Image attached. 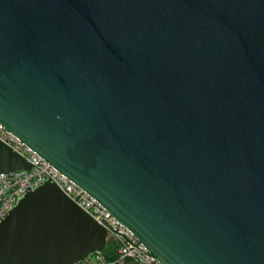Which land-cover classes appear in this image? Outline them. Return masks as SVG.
Segmentation results:
<instances>
[{
  "label": "water",
  "instance_id": "1",
  "mask_svg": "<svg viewBox=\"0 0 264 264\" xmlns=\"http://www.w3.org/2000/svg\"><path fill=\"white\" fill-rule=\"evenodd\" d=\"M0 123L161 262L264 264V0H0ZM106 244L51 179L0 222V264Z\"/></svg>",
  "mask_w": 264,
  "mask_h": 264
},
{
  "label": "built area",
  "instance_id": "2",
  "mask_svg": "<svg viewBox=\"0 0 264 264\" xmlns=\"http://www.w3.org/2000/svg\"><path fill=\"white\" fill-rule=\"evenodd\" d=\"M0 140L31 162L29 170L0 173V222L25 196L48 179L84 209L107 231L108 249L92 253L74 264H125L127 260L138 264H165L152 256L146 245L120 223L94 196L59 172L44 158L29 148L0 123Z\"/></svg>",
  "mask_w": 264,
  "mask_h": 264
},
{
  "label": "trees",
  "instance_id": "3",
  "mask_svg": "<svg viewBox=\"0 0 264 264\" xmlns=\"http://www.w3.org/2000/svg\"><path fill=\"white\" fill-rule=\"evenodd\" d=\"M111 244V242H108V245H107V247H106V249L105 250H107L108 249V247H109V245ZM132 260H127L126 261V263L125 264H130V262H131Z\"/></svg>",
  "mask_w": 264,
  "mask_h": 264
},
{
  "label": "rangeland",
  "instance_id": "4",
  "mask_svg": "<svg viewBox=\"0 0 264 264\" xmlns=\"http://www.w3.org/2000/svg\"><path fill=\"white\" fill-rule=\"evenodd\" d=\"M130 264H138V263H136L135 261H131Z\"/></svg>",
  "mask_w": 264,
  "mask_h": 264
}]
</instances>
